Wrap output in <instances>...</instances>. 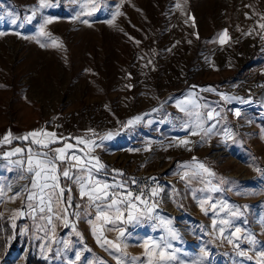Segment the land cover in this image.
Returning <instances> with one entry per match:
<instances>
[{"label": "rangeland", "instance_id": "374dc122", "mask_svg": "<svg viewBox=\"0 0 264 264\" xmlns=\"http://www.w3.org/2000/svg\"><path fill=\"white\" fill-rule=\"evenodd\" d=\"M46 4L0 0V141L11 133L0 143V264H264V0ZM32 131L94 141L77 146L106 166L94 177L115 186L155 174L164 199L135 201L131 221L120 205L122 220L104 223L61 177L69 226L63 203L61 218L33 212L27 149L37 146L17 139Z\"/></svg>", "mask_w": 264, "mask_h": 264}, {"label": "snow or ice", "instance_id": "6c2138e0", "mask_svg": "<svg viewBox=\"0 0 264 264\" xmlns=\"http://www.w3.org/2000/svg\"><path fill=\"white\" fill-rule=\"evenodd\" d=\"M46 6H48L46 4V0H40V7L44 8ZM92 7L95 8L96 5L92 3ZM116 14L119 15V12ZM33 18L34 16L29 17L28 19L32 20ZM82 22L86 24L88 23L87 20ZM45 23H52V21L49 19L46 20ZM109 23H111V21H109ZM260 27L264 28V24H261ZM40 34L46 35L44 32V25H41L40 27ZM223 37L227 38L226 30L223 33ZM221 42H225V39L222 38ZM53 43H55L54 40ZM181 110L183 111L184 109L181 108ZM236 114L239 115V112ZM199 115L200 114L197 113L198 117ZM206 115L207 119H213L212 112H208ZM136 119L139 120L140 117H137ZM129 123L132 122L130 121ZM197 127H199V125H197ZM192 134L195 135L197 133L193 131ZM10 136L11 133L6 134L3 138V141H0V143H11ZM39 136L48 137L49 139L47 142L41 139H36V137ZM29 137L32 138L30 143L32 145H36L38 149L36 151H33L31 147L27 149L28 171L32 174L31 189H38V192L29 189L26 196L28 201L38 200V203L35 205L32 203L27 205L32 209L33 212H35L38 208L40 213L47 211L48 213L56 215L57 218H61L60 213H57L54 210L53 205L54 202L63 203L65 207L62 209V218L65 225L69 226L67 213L68 209L72 207V197L71 195L65 197V192L67 191L68 193H71L72 190L71 188L60 186L59 181L61 177L66 180H71L74 184H78L80 186V197L82 199L86 197L90 202V206L95 208V220L97 221L103 220L104 223H115L117 220H122L124 212L121 210L120 205H123L124 209L127 210V220L131 221L135 218L133 216V210L141 211L138 209V205L135 203V201H139L140 203L147 205V200L144 199V192L141 191L140 193L134 195L132 191L125 189L124 184L113 186L107 182H102L93 176L94 171L99 172L106 166L100 163L98 157L89 156L87 154L85 157L77 155V151H83L82 149H78L77 146L84 144L89 148V150H91V148L94 146V141H85L80 138H74L76 139V145H73L71 143L63 142L67 138L57 137L56 133L46 131H32L23 137H17V139L29 140ZM58 143H62V146L56 147L54 149L51 147L52 144ZM180 143L187 144L188 141H181ZM24 151L25 150L22 148H16L14 152L7 153L6 155H14ZM93 161L95 163H93ZM60 165H66V167L61 168ZM199 168L203 169L205 172L208 171V169H206L203 164H200ZM118 174L122 175V173ZM185 175L187 176V173ZM195 175H197V173L193 172V177ZM115 188H121L125 190L123 192H117L115 191ZM151 194L153 196L157 195L158 190L155 188L152 189ZM0 195H3L2 190H0ZM16 195H19V193H14L11 199H15ZM76 207H79V205ZM154 207L155 205L147 208V211L151 212ZM110 213H115V215H110ZM19 214L23 215L24 213L21 212ZM72 215L78 216L79 213L74 212ZM46 219L48 223H51L52 216H48ZM71 226L73 228L75 227L74 225ZM236 231L239 232L240 230L237 229ZM93 232L95 234V226H93ZM121 235H123V232H121ZM98 242H100L99 237ZM104 242L112 244L111 241ZM145 246L147 247V242ZM113 247L119 249V245H113ZM167 247H170V245ZM152 248L158 249L160 248V245L153 244ZM158 255L161 261L173 258L164 249H160ZM240 255H245V253L241 252ZM261 256H264V252L261 253ZM77 259H79V257H77ZM133 264H135V258L133 260ZM149 264H152L151 260L149 261Z\"/></svg>", "mask_w": 264, "mask_h": 264}, {"label": "built area", "instance_id": "2783aa9c", "mask_svg": "<svg viewBox=\"0 0 264 264\" xmlns=\"http://www.w3.org/2000/svg\"><path fill=\"white\" fill-rule=\"evenodd\" d=\"M121 179H124V181L119 184H124L125 189L132 191L134 195L141 191L144 192V199H146L148 203L153 201L158 202L164 199L165 182L161 176L140 171L125 177L122 176L120 177V180ZM154 188L158 190V194L155 196L151 194ZM125 189L115 188V191L123 192Z\"/></svg>", "mask_w": 264, "mask_h": 264}, {"label": "trees", "instance_id": "16d2710c", "mask_svg": "<svg viewBox=\"0 0 264 264\" xmlns=\"http://www.w3.org/2000/svg\"><path fill=\"white\" fill-rule=\"evenodd\" d=\"M26 145H28L27 143H15V144H13L12 146H18V147H24V146H26ZM12 146H9V147H12ZM60 146H62V143H58V144H52L51 145V147L52 148H56V147H60ZM5 149V147H1L0 148V150H4ZM35 150H38L37 148H35ZM61 167V166H60ZM62 168V167H61ZM60 186L61 187H67V185H69V184H67V182L65 181V180H63V179H60ZM65 197H67V193L65 192ZM14 244H16V243H14ZM1 253H2V247H0V256H1Z\"/></svg>", "mask_w": 264, "mask_h": 264}, {"label": "bare ground", "instance_id": "6f19581e", "mask_svg": "<svg viewBox=\"0 0 264 264\" xmlns=\"http://www.w3.org/2000/svg\"><path fill=\"white\" fill-rule=\"evenodd\" d=\"M259 92V91H258ZM257 93V92H256ZM263 95H264V93H263ZM264 103V99H262L261 100V102H260V105H262Z\"/></svg>", "mask_w": 264, "mask_h": 264}]
</instances>
